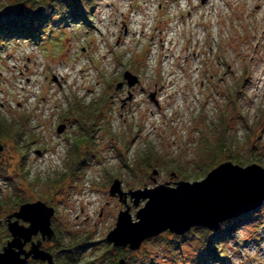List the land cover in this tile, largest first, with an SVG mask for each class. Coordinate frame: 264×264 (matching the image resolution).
<instances>
[{
	"label": "rangeland",
	"instance_id": "1",
	"mask_svg": "<svg viewBox=\"0 0 264 264\" xmlns=\"http://www.w3.org/2000/svg\"><path fill=\"white\" fill-rule=\"evenodd\" d=\"M31 1L38 11L55 0H0V11L30 13ZM91 1L75 18L57 8L42 40L0 50V129L18 135L0 141V220L21 201L54 207L79 264H264V203L218 240L193 228L137 252L106 242L121 200L133 221L145 205L129 193L198 181L174 167L215 164L224 141L240 166L264 168V0ZM125 72L139 82L129 87ZM115 180L125 198L110 195Z\"/></svg>",
	"mask_w": 264,
	"mask_h": 264
},
{
	"label": "water",
	"instance_id": "2",
	"mask_svg": "<svg viewBox=\"0 0 264 264\" xmlns=\"http://www.w3.org/2000/svg\"><path fill=\"white\" fill-rule=\"evenodd\" d=\"M123 79L129 87L139 82L130 72H125ZM121 85L119 83L117 88ZM64 130L65 126L61 125L58 133ZM3 149L0 145V152ZM117 193L121 198L128 194L121 191L119 180H115L110 187L111 196ZM129 195L136 198V207L140 200L145 201V205L133 221L130 208L124 199L121 200L126 209L119 213L116 226L108 233L106 242L115 248L137 252L145 241L165 232L183 237L193 228H203L216 234L224 223L257 210L264 203V168L257 164L242 167L227 161L202 180L179 181L174 187L168 183L160 184ZM54 214L53 207L38 201L22 205L9 216L7 226L12 239L0 252V264H27L29 259L55 264L53 256L41 249L42 241L32 243L28 252L24 250L26 244L39 233L43 240H52L55 235L52 228ZM13 218H16L15 222H12ZM19 220L28 223L29 227L21 226ZM119 264H125V260L121 259Z\"/></svg>",
	"mask_w": 264,
	"mask_h": 264
},
{
	"label": "trees",
	"instance_id": "3",
	"mask_svg": "<svg viewBox=\"0 0 264 264\" xmlns=\"http://www.w3.org/2000/svg\"><path fill=\"white\" fill-rule=\"evenodd\" d=\"M50 3L51 1L49 3H45L41 10L35 11V6H38L40 4L38 3L36 4L35 2L31 1V3L30 4L28 3L27 5L32 10V12L30 13H28L29 12L28 9L26 10V7L23 6L15 10L10 9L7 12L0 11V50H2L4 46L10 44L13 38L16 40L20 39V40H28V41L42 40L41 38L42 31L44 27H46V25L51 22V20H54L53 18L55 17V11L57 10V8L60 9L64 18L65 17L75 18L77 17L80 9L83 7L84 4L92 5L93 7V1L90 2V0H55L52 3V5ZM97 110L98 107H96L94 111ZM16 132L17 130L16 131L14 130L13 125L7 124L2 126L0 129V141L4 137H11L13 139H17L18 135ZM231 145L232 144L229 140L228 143L224 141V144L220 147V152L216 151L215 155L210 159L211 161L218 160L213 165H211L212 163L203 164L199 167V169L191 173H185V171H183L179 166H176L174 168L178 170L179 173L177 174L179 176H182L183 178H186L187 175H191L196 180H199L201 179L200 177H204L210 171H212L214 168H216L217 166H219L224 162L228 161L239 165L240 161L237 159L236 154L232 153ZM147 164H149V162ZM241 222H243L242 218L239 217L233 221L224 223L221 226L219 232L212 235L215 236V240H218L221 237L219 233L223 230V228L227 227L232 223H235L238 226ZM199 229H203V228H199ZM208 232L205 233L209 234ZM175 238H177L179 241L185 239V237L182 239L178 237ZM57 245L58 248H57L56 260L58 264L67 263L66 256L64 255H70V259L73 261L74 264H78L80 262L79 261L80 250L78 249V247H75L74 251L70 249L68 251H66L67 249L63 250V246L61 244L60 239L57 242ZM171 247H173L172 253L175 254L176 252H180L176 250L177 248H179V246L172 245ZM217 258H219V256H217ZM152 260L153 259H150V261ZM156 263L158 264V262ZM156 263H151V264H156ZM33 264H39V263L33 262ZM111 264H118V263H114V261H111ZM145 264H149V263H145Z\"/></svg>",
	"mask_w": 264,
	"mask_h": 264
},
{
	"label": "flooded vegetation",
	"instance_id": "4",
	"mask_svg": "<svg viewBox=\"0 0 264 264\" xmlns=\"http://www.w3.org/2000/svg\"><path fill=\"white\" fill-rule=\"evenodd\" d=\"M121 83V82H120ZM119 84V83H118ZM117 84V85H118ZM122 84V83H121ZM122 86V85H121ZM120 86V87H121ZM65 126V125H64ZM35 202H38V201H34V202H20L19 204H17V209L15 210V211H13L11 214H8L7 216H6V218L5 219H2V220H0V222H1V226H0V238H2V236H3V234H4V230L6 229L7 230V239H6V242L4 243V245H2V250H3V248L6 246V244L12 239V237H11V233L9 232V230H8V217L9 216H11L12 214H14L15 212H17L18 210H19V208L22 206V205H24V204H27V203H35ZM54 208V207H53ZM54 210H55V214L54 215H56V209L54 208ZM55 217H53L52 218V223H53V219H54ZM8 220V221H7ZM16 221V218H13L12 219V222H15ZM19 224L21 225V226H25V227H29V224L28 223H25L24 221H22V220H19ZM52 228H53V230H54V232H55V235H54V237L52 238V240L51 241H49V240H43L42 239V236H41V234L39 233L37 236H34L33 238H32V241L31 242H29V243H27L26 244V246L24 247V250L26 251V252H28L30 249H31V247H32V243H37L38 241H42V246H41V249L42 250H44V251H47L48 253H50L52 256H53V258H54V262H55V264H58V262H57V260H56V256H57V248H58V245H57V242L59 241V239L60 238H58V231L54 228V226H53V224H52ZM196 229V228H195ZM172 237H178V238H184V237H186V236H183V237H179V236H175V235H173ZM48 245H50V247L49 248H47V247H45V246H48ZM122 250H126V251H128V249L126 248V249H122ZM66 251H68V250H66ZM64 256H66V259H67V261L69 262V264H74L73 263V261L70 259V255H64ZM33 262H36V263H39V264H47V263H43V262H41V261H35V260H33V259H29L28 260V262H27V264H33ZM81 262V261H80ZM79 262V263H80ZM78 263V264H79ZM118 264H119V262H118Z\"/></svg>",
	"mask_w": 264,
	"mask_h": 264
},
{
	"label": "bare ground",
	"instance_id": "5",
	"mask_svg": "<svg viewBox=\"0 0 264 264\" xmlns=\"http://www.w3.org/2000/svg\"><path fill=\"white\" fill-rule=\"evenodd\" d=\"M260 9V6H258V10ZM160 42H162V40L160 41ZM165 47V45L164 44H162V48H164ZM263 66H264V64H263Z\"/></svg>",
	"mask_w": 264,
	"mask_h": 264
}]
</instances>
